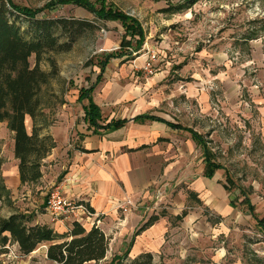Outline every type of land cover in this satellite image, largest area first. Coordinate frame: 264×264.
<instances>
[{"label":"rangeland","instance_id":"1","mask_svg":"<svg viewBox=\"0 0 264 264\" xmlns=\"http://www.w3.org/2000/svg\"><path fill=\"white\" fill-rule=\"evenodd\" d=\"M12 1L41 9L55 0ZM89 1L101 5L100 0ZM105 4L137 19L145 33L143 48L131 58L113 60L95 88L93 95L98 99L107 88L116 96L130 97L125 105L111 107L105 117L130 116L138 104L147 105L156 115L203 134L213 159L224 167L217 177L228 189L226 203L234 200L236 204L230 211H220L192 195V181L202 168V150L192 144L189 134L175 133L172 154L177 150L173 159L177 174L168 176L164 169L156 197L148 206L151 216L169 219L158 243L163 245L153 254L154 263L264 264V231L259 223L264 222V0H108ZM39 18L88 20L97 28L80 38L70 52L44 57L41 67L53 77L43 86L39 115L35 122L27 119V129L32 133L35 124L44 135L86 132V102L78 101L79 92L96 83L100 74L96 63L106 52L120 48L124 28L118 21L96 20L73 4L45 11ZM20 25L28 27L23 21ZM152 55L156 59L150 75L144 66ZM35 62L33 56L30 63L34 66ZM79 141L75 136L72 148ZM13 145L14 135L3 122L0 219L22 213L35 222L45 212L49 194L60 187L66 154L63 149L53 167L42 163L45 181L15 187L13 179L4 177L19 164ZM244 193L255 205L258 220L240 204ZM185 209L189 215L176 220ZM49 245L43 244L27 256L17 244L0 243V264H53L47 259Z\"/></svg>","mask_w":264,"mask_h":264},{"label":"trees","instance_id":"2","mask_svg":"<svg viewBox=\"0 0 264 264\" xmlns=\"http://www.w3.org/2000/svg\"><path fill=\"white\" fill-rule=\"evenodd\" d=\"M108 0H100L96 7L89 0H55L41 9H32L15 4L12 0H0V124L7 122L9 130L14 135V155L18 160V169L22 184L39 182L42 177V163L56 148L54 139L42 134L33 124L32 133L27 129V119L35 122L39 115L41 103L39 94L53 77L45 72L41 64L49 53L70 52L74 45L87 32L94 31L97 26L88 20L75 18H39L45 11H52L69 4L82 7L92 13L96 20L118 21L122 24L125 35L118 50L103 54L96 66L100 69L96 83L90 88H82L79 92L81 102L87 100L84 107L85 122L88 130L94 134L108 133L123 128L129 121L118 119L107 122L104 120L101 108L94 102L93 93L96 85L101 83L107 67L115 59L131 58L145 44V33L140 22L106 6ZM26 22L23 28L20 22ZM35 56L32 66L30 59ZM56 68L55 61H51ZM161 121L156 116H138L135 121ZM172 128L185 130L193 135L202 149L206 163V175L212 177L224 167L214 160L207 138L191 128L180 124L165 122ZM227 180L231 178L227 175ZM2 189H5L3 187ZM240 204L256 219V208L247 193ZM232 203L236 206L235 201ZM93 212V210L91 209ZM187 215L184 211L178 220ZM157 218L152 217L141 230L151 225ZM31 216L15 213L7 219H0V243L17 244L23 255H30L41 245L50 244L47 249V259L53 264H87L105 259L109 249V239L98 227L87 230L83 225L74 222L70 232L58 234L48 225L33 224ZM264 231V222L259 221ZM132 245V244H131ZM130 245V247H131ZM130 249V248H129ZM129 249L116 255L110 264H155L151 253L142 254L135 259L129 258ZM164 264V263H162Z\"/></svg>","mask_w":264,"mask_h":264},{"label":"crops","instance_id":"3","mask_svg":"<svg viewBox=\"0 0 264 264\" xmlns=\"http://www.w3.org/2000/svg\"><path fill=\"white\" fill-rule=\"evenodd\" d=\"M129 99L130 97L125 95L116 96L111 88L104 91L102 99L93 95L94 102L102 110L104 120L107 122L113 119L129 121L121 129L102 134H94L88 128L86 132L78 131L76 134L65 129L66 134L62 136L59 132L57 134L54 132L47 133L53 137L56 148L52 150L43 163H48L50 167H53V162L57 161L58 154L64 149L66 158L62 163H64L65 175L58 185L66 197L85 202L93 210L96 217L91 222L99 221L98 228L104 232L110 241L105 259L98 263L90 262L87 264H110L116 255H121L129 248V258L135 259L142 254H154L162 247L163 244L158 243L166 230L169 219L165 220L158 215L151 216L153 214L148 213V206L156 197L159 179L164 169L168 176L177 174V161H173L174 158H177V150H175L174 155L172 154L175 149L173 141L175 143L177 141L175 133L185 132L189 134L192 144L199 147L190 132L172 128L165 122L176 125L179 123L156 115L149 111L151 109L147 105L136 104L137 111L130 116L123 115L117 118L114 114L109 119L105 117V113L111 111V107L124 104ZM78 101L81 102L79 97ZM85 102L84 107L88 105V101L85 100ZM143 115L156 116L165 122L135 121V118ZM83 116L86 124L85 113ZM150 127H155V130L150 131ZM77 135L80 141L77 148L74 149L71 141ZM168 139H170V143H168ZM169 152H171L170 155ZM169 158L170 162L167 161ZM202 161V168H200L198 176L192 181V195L197 198L199 203H204L213 209L220 211L228 209L227 211H230L236 208L232 201L229 204L226 203L228 189L217 177L219 170L212 177H208L204 157ZM168 162L169 164H167ZM43 168H45L44 165ZM42 174H44L43 170ZM4 177L8 180L13 179L15 187L22 184L18 167L11 174L6 172ZM41 180L45 181V177L43 176ZM126 198H131L138 203L137 208L128 215H124L118 210L119 202ZM184 211H187V215L183 220L189 215L187 209ZM183 212L177 215L175 219L178 220L177 217L181 216ZM152 217L157 218V220L141 230ZM33 224L48 225L58 234H66L71 231L73 221L66 220L62 223H54L45 210L44 213L38 214ZM85 228L90 230L92 224H87Z\"/></svg>","mask_w":264,"mask_h":264},{"label":"built area","instance_id":"4","mask_svg":"<svg viewBox=\"0 0 264 264\" xmlns=\"http://www.w3.org/2000/svg\"><path fill=\"white\" fill-rule=\"evenodd\" d=\"M156 56L152 55L144 66V70L152 75L154 73V62ZM138 206V203L131 199L126 198L120 201L118 204V210L124 215H128L134 211ZM48 215L51 217L52 222H65L66 220H71L77 222L84 227L87 224H92V227H98L100 225L99 221L91 220L96 217L95 213L91 211V208L85 203L75 199L66 197L61 187L55 188L48 196L47 205L45 208Z\"/></svg>","mask_w":264,"mask_h":264}]
</instances>
